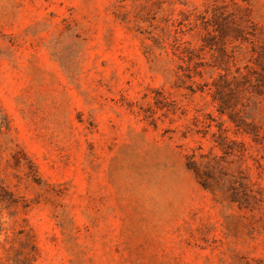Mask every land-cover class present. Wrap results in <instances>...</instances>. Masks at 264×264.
I'll use <instances>...</instances> for the list:
<instances>
[{
  "label": "rangeland",
  "instance_id": "obj_1",
  "mask_svg": "<svg viewBox=\"0 0 264 264\" xmlns=\"http://www.w3.org/2000/svg\"><path fill=\"white\" fill-rule=\"evenodd\" d=\"M0 264H264V0H0Z\"/></svg>",
  "mask_w": 264,
  "mask_h": 264
},
{
  "label": "trees",
  "instance_id": "obj_2",
  "mask_svg": "<svg viewBox=\"0 0 264 264\" xmlns=\"http://www.w3.org/2000/svg\"><path fill=\"white\" fill-rule=\"evenodd\" d=\"M196 174H199V168L190 166ZM237 183V184H236ZM208 187V186H204ZM210 189V188H208ZM229 200L236 202L240 207H248L251 200H258V194L249 188L244 182L233 181L229 188ZM260 195V194H259Z\"/></svg>",
  "mask_w": 264,
  "mask_h": 264
}]
</instances>
